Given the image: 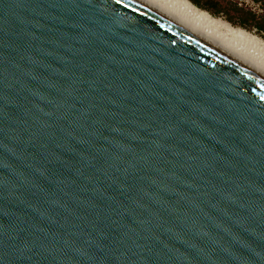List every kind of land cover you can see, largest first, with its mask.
<instances>
[{
  "label": "water",
  "instance_id": "obj_1",
  "mask_svg": "<svg viewBox=\"0 0 264 264\" xmlns=\"http://www.w3.org/2000/svg\"><path fill=\"white\" fill-rule=\"evenodd\" d=\"M0 264H264V79L132 0H0Z\"/></svg>",
  "mask_w": 264,
  "mask_h": 264
},
{
  "label": "bare ground",
  "instance_id": "obj_2",
  "mask_svg": "<svg viewBox=\"0 0 264 264\" xmlns=\"http://www.w3.org/2000/svg\"><path fill=\"white\" fill-rule=\"evenodd\" d=\"M132 1L264 79V65L260 61L261 57L256 56L258 53L264 56V43L258 40L259 38L245 30H235L227 24L220 23L208 13L197 9L188 0ZM221 25L226 27L227 34L219 31Z\"/></svg>",
  "mask_w": 264,
  "mask_h": 264
},
{
  "label": "rangeland",
  "instance_id": "obj_3",
  "mask_svg": "<svg viewBox=\"0 0 264 264\" xmlns=\"http://www.w3.org/2000/svg\"><path fill=\"white\" fill-rule=\"evenodd\" d=\"M192 3L197 9L202 12L208 13L211 17L218 20L222 24H227L230 28L245 30L248 33L252 34L258 40L264 43V30H259L256 27H244L240 25L239 21L241 19V12L252 11L257 15L258 24L264 22V0H188ZM213 3H219L217 6H214ZM238 7L242 11L235 9ZM225 26H219V31L227 34L228 30ZM241 45V44H239ZM244 45V44H243ZM258 55V56H257ZM260 55V56H259ZM260 58L261 62L264 65V56L260 53L256 54ZM263 58V59H262Z\"/></svg>",
  "mask_w": 264,
  "mask_h": 264
},
{
  "label": "trees",
  "instance_id": "obj_4",
  "mask_svg": "<svg viewBox=\"0 0 264 264\" xmlns=\"http://www.w3.org/2000/svg\"><path fill=\"white\" fill-rule=\"evenodd\" d=\"M210 1H215V0H210ZM226 1V0H224ZM229 2V1H226ZM214 6H217L219 3H213ZM235 9L242 11V9H239L238 7H235ZM241 19L239 21L240 25L244 26V27H256L259 30H264V22H261L258 24L256 18L257 15L256 13L252 12V11H248L246 13V11H242L241 13Z\"/></svg>",
  "mask_w": 264,
  "mask_h": 264
}]
</instances>
